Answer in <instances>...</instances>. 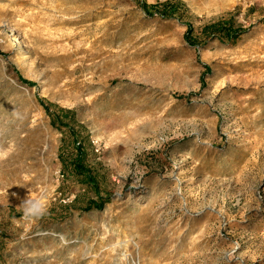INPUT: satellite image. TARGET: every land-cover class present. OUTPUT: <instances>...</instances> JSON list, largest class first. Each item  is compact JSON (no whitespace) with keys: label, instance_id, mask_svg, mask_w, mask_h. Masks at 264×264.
Returning <instances> with one entry per match:
<instances>
[{"label":"rangeland","instance_id":"rangeland-1","mask_svg":"<svg viewBox=\"0 0 264 264\" xmlns=\"http://www.w3.org/2000/svg\"><path fill=\"white\" fill-rule=\"evenodd\" d=\"M0 142V264H264V0H0Z\"/></svg>","mask_w":264,"mask_h":264},{"label":"clouds","instance_id":"clouds-1","mask_svg":"<svg viewBox=\"0 0 264 264\" xmlns=\"http://www.w3.org/2000/svg\"><path fill=\"white\" fill-rule=\"evenodd\" d=\"M18 119H22L19 113H16ZM16 151V145L9 142L5 146L0 142V162L9 159ZM7 191V190H6ZM15 195V193H13ZM24 220L39 219L47 214L48 211V198L47 192L42 190L39 195L28 196L22 203L21 208ZM127 260L126 255L120 256V264H125Z\"/></svg>","mask_w":264,"mask_h":264},{"label":"bare ground","instance_id":"bare-ground-1","mask_svg":"<svg viewBox=\"0 0 264 264\" xmlns=\"http://www.w3.org/2000/svg\"><path fill=\"white\" fill-rule=\"evenodd\" d=\"M9 28H10L11 30H13L12 25H9ZM100 30H103V28H101ZM13 34L15 35V37H16L17 40H18V42H19V46H21V47L24 46V47H25V46H26V42H25L24 37H23V36H19V34L16 33L15 30H13ZM85 51L89 52V50H87V49H86ZM77 68H78V67L72 69L71 71H72V72H75ZM63 70H64V71H67V72H70V70H67V68H64Z\"/></svg>","mask_w":264,"mask_h":264},{"label":"trees","instance_id":"trees-1","mask_svg":"<svg viewBox=\"0 0 264 264\" xmlns=\"http://www.w3.org/2000/svg\"><path fill=\"white\" fill-rule=\"evenodd\" d=\"M159 5L158 4H152V5H148L147 7L150 8V7H154V8H157ZM190 28H188L185 32V37H186V40L187 41H191V38H190Z\"/></svg>","mask_w":264,"mask_h":264}]
</instances>
